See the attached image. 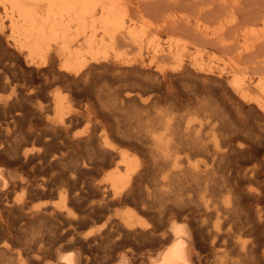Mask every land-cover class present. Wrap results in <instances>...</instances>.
Listing matches in <instances>:
<instances>
[{"label": "bare ground", "instance_id": "obj_1", "mask_svg": "<svg viewBox=\"0 0 264 264\" xmlns=\"http://www.w3.org/2000/svg\"><path fill=\"white\" fill-rule=\"evenodd\" d=\"M131 4V0H0V90L9 91L6 96H0V133L3 130L7 141H9L5 146L1 145L0 151L4 155L12 160H22L24 164L35 163L41 166L48 161L46 148L50 143L49 132L55 133L62 130L67 133L73 123L72 113L63 114L64 97L59 92L52 95L47 93L44 104L37 103L34 106L33 99L43 92L44 85L49 81H60L71 76L90 78L94 74L101 73L99 69L103 64L98 55V48L106 38L111 40L115 48L120 43L117 42L119 38L123 40L122 43L123 45L125 43L126 46L132 44L141 47L143 43H146V46L152 49L153 58L158 57L163 52L158 42V33L161 30L158 31L159 26L154 29H148L149 27L139 29L130 25L134 20L133 13L140 12L139 9L132 8ZM218 13L220 14L219 11ZM213 14L215 15V13ZM262 22V25H264V20ZM205 28L196 23L193 29L202 34L203 37L205 36L204 38H220L225 34H222L223 31L220 29L222 27L212 31ZM261 29L263 30V28ZM255 31H257L255 32L257 34L260 30ZM236 40L238 39L236 38ZM255 45H257L256 42ZM255 45L253 44V47ZM175 46L177 45L169 42L167 46L168 54L173 52ZM198 47L200 48V46ZM253 49L251 48V50ZM241 51H244V49ZM161 56L163 60V54ZM103 57L102 60H105L106 53ZM179 57L180 54H178ZM163 62L165 64V61ZM141 63L138 64L141 65ZM129 66L125 68L129 70ZM118 70H120V67ZM157 70L158 74L164 75V67L159 66ZM262 72H264L263 69ZM169 73L168 76H165L166 78L169 77ZM182 73L179 74L182 75ZM33 75L38 77V82L32 80ZM125 78L130 77L125 75ZM153 79L155 78L153 77ZM255 84H257L255 88L258 90V94L255 96L256 107L264 112V79L258 80ZM225 88L228 89V87ZM236 88L239 89L242 98L247 97L249 94L244 81L238 83ZM96 92L99 101L103 98H111L113 102L117 101L118 103L140 96L136 93L137 91L114 94L113 92L105 93L103 88L98 89ZM146 100L144 98L145 102ZM215 106L217 107V105ZM215 106L204 105L206 111L210 110V113H206L208 115L206 117L210 121L215 115L222 116ZM50 109H53L55 117L49 115L48 111ZM152 112L149 114L153 115L155 121L151 124L143 128L116 129V133H104L99 140L98 150L93 151L95 155H109L110 159L102 164V166L107 167L102 180L100 183H94L95 187L100 188V191H98L100 197L87 208L94 210L97 207H106L124 201L128 197L134 198L137 196L140 198V206L137 209H127L114 215H106L105 220L109 225L107 237L113 235L120 238L128 235L144 236L148 234L150 236L151 232L138 219V214L141 211L152 209L157 216L156 218L159 219L160 215H162L161 217L163 215L167 216L165 220L167 229L161 236V246L155 253L139 258L132 249H125L120 252L121 254H117L118 256L115 258H110V260H114L111 264H203L202 248L195 237V234L203 228L202 222L198 227L196 226L197 229L194 228V225L199 222L198 218L207 221L208 224H213L210 233L214 237L219 236L221 228L230 221L236 225L246 226V232L249 231L254 235L252 242L242 245L237 258L231 261L223 260L225 261L223 264H264L263 186L261 185L262 187L259 189L252 185L259 178V168L264 169V161L261 160L259 164L250 163L251 160L239 162L242 159L241 157L246 154L245 149L243 150L242 147V142L246 139L242 136V133H240L242 139L244 138L242 142L231 138L233 135L231 136L229 133L231 137L228 136L231 139L225 143L224 148H220L217 147L215 131L212 132L213 142L211 143L214 145L212 146L204 136V130H201L203 126L201 123L196 126L197 123L193 124L191 119L181 122L170 108L158 109ZM37 117H40L41 123L36 122ZM221 119L223 121L224 118ZM210 121L206 124L210 123L211 125ZM219 122L221 123V121ZM216 124L218 125V123ZM229 126L224 121L221 129L229 130ZM212 129L215 128L212 126ZM96 130L97 124L85 134L86 139H89ZM73 138L77 139L79 137L74 136ZM32 139L33 141H40L43 146L41 145L42 147L36 150L26 147V144ZM116 141L128 143L133 145L135 149L141 150L144 156H147V164L137 168L135 159L129 156L128 151L119 150ZM196 155H204L208 161L204 165H200L198 162L193 161V156ZM116 156L119 159L115 160ZM150 160H152L151 165L148 162ZM5 162L0 163V197L17 185L23 186L26 190H31L33 185L42 190L47 187V180L43 179L37 184L33 183L32 180L30 182L22 174L17 173L15 169L10 168L9 161ZM86 162L93 164V157L88 159L82 157L76 159L72 164L70 163L68 169L66 168L65 177L62 178L64 179V186L57 191L59 200L50 207L45 205L27 207V202L20 200L7 203L6 211H9L12 206L19 210L20 215L16 218L13 215H7L0 202V264H18V262L25 264L21 252L17 248L21 243H43L67 237L70 240H75V242L60 245L52 252L56 258L55 264L83 263L85 257L83 247L73 248V246L75 243L82 246L88 245L91 240L90 236L94 231L88 229L83 235H77L76 228L79 224V214L68 207L66 201L68 195L72 192H74L75 197L81 194L78 189V182L81 174L86 172L87 169L89 170ZM172 185L176 186L177 191L170 190ZM258 186H260V183ZM224 194H226L225 197H223ZM178 216L181 221L176 220ZM43 219H48L49 223L53 224L52 232H48V235L43 234L42 230L39 229L27 231L26 228L29 223ZM161 219L163 220V218ZM204 227L207 229V224ZM99 239L104 240V237ZM93 240L96 241V238Z\"/></svg>", "mask_w": 264, "mask_h": 264}, {"label": "rangeland", "instance_id": "obj_2", "mask_svg": "<svg viewBox=\"0 0 264 264\" xmlns=\"http://www.w3.org/2000/svg\"><path fill=\"white\" fill-rule=\"evenodd\" d=\"M131 1V7L139 9L140 12L133 13L134 20L132 22L133 24L131 23L130 25L138 27L139 29H147L148 27V29H154L158 26V31L161 29L158 33V42L163 49V52L159 54L160 58L159 56L153 58L152 49L147 47L146 43H143L141 47L132 44L126 46L125 43L123 45V40L119 38L117 42H120L122 45L117 43L118 45L115 48L112 45L111 40L106 38V41L103 40L98 48V55L103 64V66L99 69L101 73L94 74L90 76V78L71 76L68 79L60 81H49L44 85L45 90L43 89V92L33 99V102L35 103L34 106H36L37 103L44 104L46 102L45 95L47 93L52 95L55 92H59L64 97V107L62 109L63 114L72 113L73 126L71 125L70 130L67 133L62 130L55 133L52 131L49 132L50 143L46 148L48 161L41 166L35 163L24 164V161L12 160L0 151V163H6L5 161H9V167L15 169L17 173L22 174L24 177L29 179L30 182L33 181V183L37 184L43 179L48 182L47 187L43 189L44 191L42 189H37L35 185H33L31 190H26L23 186L17 185L16 187L10 189L7 194H3L0 197L1 206L5 212H7V215H13V217L16 218L20 215L19 210L12 206L9 211H6L8 206L7 203L20 200L25 203L27 202V207H34L36 205H45L46 207H50L59 200V193L57 191L64 186V179L62 178L65 177V171H67L72 162L82 157L85 159L93 157L94 163L91 164L86 162L89 170L87 169L86 172L81 174V178L78 182V189L81 194L75 197L74 192H72L68 195L66 201L68 207L79 214V224L76 228L77 235H83L88 229L94 231V233L90 236L91 240L89 241L90 243L88 242V245L86 244L82 246L79 243H75L73 246V248L80 246L83 247L82 250L85 257L82 264H111L114 260H110V258H115L125 249H132L135 255L139 258L141 256L153 254L160 248V238L167 229V225L165 223L167 216L165 217L163 215V217H161L162 215L159 214L160 219L156 218L157 216L153 210L150 209L149 211H141V213L139 212L138 214V219L141 220L147 227L148 231L151 232L150 236L148 234L144 236L128 235L124 236L125 238H117V236L113 235V237H107L109 225L105 220L106 215H114L117 212H123L127 209H137L140 206V198L137 196L134 198L128 197L124 201L110 204L106 207H97L94 210L87 208L91 203L97 201L100 197V192H98L100 191V188L95 187L94 183H100L103 178V174L107 169V167L102 166V164L104 161L110 159L109 155H95L93 153V151L95 152L98 150L99 140L102 138L104 133H116V129L123 130L127 128H143L155 121L153 115L149 113H153L152 111L158 109L170 108L181 122H186L188 119H191L193 124L197 123L195 124L196 126L201 123V125H203L201 130H204L203 132L205 134L203 135L206 137L207 141L212 144V146H214L213 143H211L213 142V131H215V134L218 137H216V141L218 143L217 147L220 148H224L225 143L231 138L235 140L237 139L240 142H242L245 138L246 140L242 142V147L243 150L245 149L244 151L246 154L241 157L242 159H240L239 162H248L251 160L250 163L259 164L261 160L264 161V112L256 107L255 100V96L258 94V90L255 88L257 84L255 83L260 79H264V72H262V69L264 70V41H262V39H264V25H262V20H264V0H238V2L237 0ZM212 12L215 13V15ZM195 22L201 24L204 28L206 27L205 29H208L209 31L222 27L220 28L221 31H223L222 34H225L220 38L213 39V37L207 36V38H204L205 36L203 37L202 34L193 29L196 24ZM261 28H263V30ZM255 30L260 31L256 34L255 32L257 31ZM256 37H258V39H256ZM211 38L212 40L210 41ZM236 38L238 40H236ZM260 38L262 39L260 40ZM254 41L257 45H255ZM169 42H173L174 45L177 46L174 47L172 53L168 54L167 46ZM253 44L255 45L254 47ZM198 46H200V48ZM250 47L254 49L251 50ZM243 49L244 51H241ZM105 53L107 57H105V60H102ZM162 54L164 56L163 60L161 56ZM178 54H180L179 58ZM168 58L169 60H167ZM194 59H196V61H194ZM163 61H165V64ZM137 62L142 63L140 65ZM128 65H130L129 70L125 68ZM159 66L164 67V75L158 74L159 72L157 69ZM119 67L120 70H118ZM169 72L171 73V76ZM178 72H183L184 74L182 73V75H180ZM168 73L169 77L166 78L165 76ZM125 75L130 78H125ZM204 75L207 77L206 79ZM153 77L155 79H153ZM162 77L163 79H161ZM32 80L38 82L39 79L36 75H33ZM158 81L160 85L158 84ZM242 81H244V85L249 91V94L245 98L241 97L239 89L236 88V85ZM225 87H228V89ZM103 88L105 93L113 92L114 94H122L127 91H137L136 93L140 96L121 103H118L117 101L113 102V99L111 98H103L99 101L96 91ZM8 92V90L1 89L0 96H6ZM144 98L147 99L146 102L144 101ZM239 101L243 103L240 104ZM206 103L208 105H212L213 107L217 105L215 108L221 112L223 117L221 115H215L217 118L213 117L215 120L212 118V121H210L206 117V115L210 113V110L206 111L204 108V105L208 106ZM198 105H201V108ZM48 113L51 117H55L53 109H50ZM218 117L219 119L224 118L223 121L222 119L219 120ZM39 119L40 117L35 119L37 123H41ZM207 119L211 122V125L210 123L206 124L208 122ZM219 121H221V123ZM224 121L230 125L229 130H225L224 128L221 129ZM216 123H218V125ZM96 124L98 131L96 130V132L89 139H86L85 134L88 131H91ZM212 126L215 129H212ZM235 129L236 133L234 132ZM1 133L0 150L2 148L1 145L5 146L6 143L9 142L6 139L3 130H1ZM229 133L233 136L231 137ZM240 133L244 136L243 139ZM74 136L79 138L74 139ZM3 141L6 142L4 143ZM116 143L117 146L119 145V150L128 151L129 156H132L133 159H135V166L137 168L143 167L144 164H147V156H144L141 150L135 149L133 145L128 143L125 144L121 141H116ZM26 145V147L33 148L34 150L43 146L40 141H33V139ZM117 159H119L118 156H116L115 160ZM206 159L207 157L204 155L193 156V161L198 162L200 165H204V163L208 161ZM148 162L152 163V160ZM151 163L149 165H151ZM259 169V178L256 182H253L252 185L259 189L263 186L262 188L264 191V169ZM149 170L151 171V169ZM56 182H60L61 184ZM259 183L260 186H258ZM170 190L175 191L176 186L172 185ZM263 191L262 205H264ZM225 195L226 194H224L223 197H225ZM161 218H163V220ZM176 220L181 221V218L178 216ZM198 220L199 222L197 225H194V228L197 229L201 222L203 228L199 233L195 234V237L202 248V252L204 253H202L203 264H223L225 261H231L239 256L240 249L244 243H250L254 240V235L249 231L246 232V226L233 224L232 221L221 228L219 236L214 237L213 234L210 233L213 224L209 222L211 224L210 225L207 221H203L201 218H198ZM205 224H207V229L204 227ZM52 228L53 224H50L48 219H43L29 223L26 229L27 231H30L31 229H39L42 230L43 234L48 235V232H52ZM101 237H104V240H100L99 238ZM95 238L96 241L93 240ZM69 242L74 243L75 240H70L67 237L65 239L49 242L45 241L43 243H21L17 246V248L21 252L25 264H55L56 258L52 252H54L60 245ZM118 246L121 247L119 248ZM18 264L21 263L18 262Z\"/></svg>", "mask_w": 264, "mask_h": 264}]
</instances>
